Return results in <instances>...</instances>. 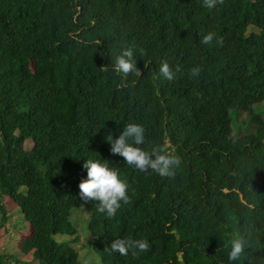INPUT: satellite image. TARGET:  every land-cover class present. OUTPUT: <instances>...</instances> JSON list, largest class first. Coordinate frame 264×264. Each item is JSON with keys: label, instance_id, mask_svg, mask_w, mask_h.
<instances>
[{"label": "trees", "instance_id": "obj_1", "mask_svg": "<svg viewBox=\"0 0 264 264\" xmlns=\"http://www.w3.org/2000/svg\"><path fill=\"white\" fill-rule=\"evenodd\" d=\"M129 46L140 75L121 77L111 63ZM162 63L172 80L160 76ZM256 103L264 104V0L212 9L202 0H0V215L8 198L31 229L16 249L38 264H80L74 243L85 224L98 264H227L225 233H238L248 247L234 264H264ZM238 114L250 126L234 136ZM130 122L146 129L142 147L179 158L173 176L140 173L109 152L103 137ZM99 157L128 185L111 219L78 196L84 159ZM82 207L89 214L78 220ZM115 238L149 248L120 256Z\"/></svg>", "mask_w": 264, "mask_h": 264}, {"label": "clouds", "instance_id": "obj_2", "mask_svg": "<svg viewBox=\"0 0 264 264\" xmlns=\"http://www.w3.org/2000/svg\"><path fill=\"white\" fill-rule=\"evenodd\" d=\"M218 0H202V6L207 9L215 7ZM214 40V34H204L200 42L210 45ZM139 52L132 46L123 47L111 63V71L121 77H127L129 73L140 75L136 66V54ZM199 73L197 67L190 69V74L195 77ZM159 74L165 80L173 79V72L167 63L159 67ZM146 129L143 124L130 122L123 125L118 135L106 134L103 139L110 146L109 152L123 158V163L140 173L152 172L160 177H171L175 174L180 164L179 158L171 149L160 145H152L150 148L142 147L145 144ZM82 167L86 170V176L77 185L79 199L85 203L95 201L96 212L106 218H113L123 204L129 201L128 185L118 173L117 167L110 166L109 162L101 159H84ZM226 261L227 264L239 262L245 255L248 243L238 233L229 235L225 233ZM149 244L144 239L115 238L110 242V250L120 256L146 252Z\"/></svg>", "mask_w": 264, "mask_h": 264}, {"label": "rangeland", "instance_id": "obj_3", "mask_svg": "<svg viewBox=\"0 0 264 264\" xmlns=\"http://www.w3.org/2000/svg\"><path fill=\"white\" fill-rule=\"evenodd\" d=\"M256 31L255 28L250 27L247 31V34ZM255 111L257 114L264 115V104L263 103H256L255 104ZM235 123L238 125L237 127L233 128V135L236 136L239 132H246L249 130L250 121L245 118L243 114H238L235 117ZM26 147V144L24 145ZM6 204L8 209L5 212V220H3L2 215H0V254L6 256L7 264H38L35 260L31 259L30 254L20 255L18 250L16 249L19 240L24 236H29L31 229L27 222L23 221L20 217L19 212L17 211V207L13 206V203L10 199L5 198L3 200ZM79 217L78 220L81 218H87L88 211L85 210L83 207L79 208ZM84 211V212H83ZM86 211V212H85ZM82 212V217H81ZM76 214V215H77ZM77 218V216H76ZM82 224H84L82 222ZM79 233L81 236L79 237L78 241H75V247L79 253V263L80 264H98L99 259L94 255L91 251L89 244H88V235L84 232L85 224L83 228L81 224L77 225ZM84 247H81L80 244L83 243ZM13 255L10 258L8 255ZM19 254V255H18ZM19 257V259L17 258Z\"/></svg>", "mask_w": 264, "mask_h": 264}]
</instances>
